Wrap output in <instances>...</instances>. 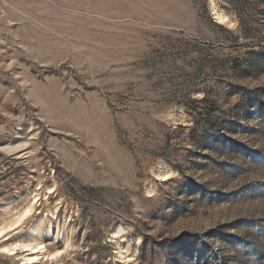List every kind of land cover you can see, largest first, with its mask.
<instances>
[{"label": "rangeland", "instance_id": "rangeland-1", "mask_svg": "<svg viewBox=\"0 0 264 264\" xmlns=\"http://www.w3.org/2000/svg\"><path fill=\"white\" fill-rule=\"evenodd\" d=\"M27 203L34 264H264V0H0V227Z\"/></svg>", "mask_w": 264, "mask_h": 264}, {"label": "bare ground", "instance_id": "bare-ground-1", "mask_svg": "<svg viewBox=\"0 0 264 264\" xmlns=\"http://www.w3.org/2000/svg\"><path fill=\"white\" fill-rule=\"evenodd\" d=\"M32 212L33 204L27 203L24 207L17 211L16 214L11 215L9 221L0 227V241L2 240L0 242L2 243L0 244V252L4 254L8 253L9 255L16 254V256H19L22 264H34L42 259L46 261L52 260L61 256L62 254L61 250L48 253L43 243L35 241L34 237L39 236L44 231V225L46 221L44 220V217H34ZM30 220L34 221V226L30 229L31 238L33 239L34 243L33 241L19 244H15L14 242L12 243V240L10 241L12 236H10V233L14 231V226L16 228H20L23 224H25V222ZM61 232L62 230L57 227V235Z\"/></svg>", "mask_w": 264, "mask_h": 264}]
</instances>
